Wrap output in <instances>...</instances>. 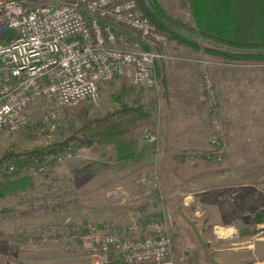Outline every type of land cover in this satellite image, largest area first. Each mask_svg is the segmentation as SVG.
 I'll use <instances>...</instances> for the list:
<instances>
[{
  "label": "rangeland",
  "instance_id": "1",
  "mask_svg": "<svg viewBox=\"0 0 264 264\" xmlns=\"http://www.w3.org/2000/svg\"><path fill=\"white\" fill-rule=\"evenodd\" d=\"M158 1L193 22L189 0ZM165 31L172 50L157 61L154 86L143 88L126 74L101 84L97 101L62 111L54 126L38 101L26 127L0 133V156L7 149L58 150L53 143L111 110L119 91L152 107L131 160L117 161L112 145L92 144L54 163L25 166L17 177L0 175V264H96L86 238L133 222L156 223L173 238L170 264H264V161L226 158L230 143L244 138L229 127L245 126L239 109L256 105L264 88V62L228 59L207 51L214 47L207 41L194 46ZM202 54L229 65L218 70L219 90L210 70L191 60ZM203 113L207 131L198 144ZM242 146L237 157L254 156ZM3 172L12 170L5 164ZM98 257L101 264H125L115 254Z\"/></svg>",
  "mask_w": 264,
  "mask_h": 264
},
{
  "label": "built area",
  "instance_id": "2",
  "mask_svg": "<svg viewBox=\"0 0 264 264\" xmlns=\"http://www.w3.org/2000/svg\"><path fill=\"white\" fill-rule=\"evenodd\" d=\"M0 37V133L26 127L38 101L54 126L62 111L97 101L101 84L126 74L154 86L170 42L137 0H0ZM84 244L96 264L100 254L170 264L174 251L173 238L152 222L91 235Z\"/></svg>",
  "mask_w": 264,
  "mask_h": 264
},
{
  "label": "trees",
  "instance_id": "3",
  "mask_svg": "<svg viewBox=\"0 0 264 264\" xmlns=\"http://www.w3.org/2000/svg\"><path fill=\"white\" fill-rule=\"evenodd\" d=\"M137 2L151 21L169 31L173 39L194 46L204 40L214 45L206 48L213 54L264 62V0H189L192 23L170 15L158 0ZM127 96L124 90L117 92L111 110L94 116L67 139L53 143L58 150H5L0 156V175L17 177L25 166L54 163L63 155H75L92 144L112 145L117 161L137 157L138 130L150 123L152 107L139 98L128 100ZM5 164L12 172H3Z\"/></svg>",
  "mask_w": 264,
  "mask_h": 264
},
{
  "label": "crops",
  "instance_id": "4",
  "mask_svg": "<svg viewBox=\"0 0 264 264\" xmlns=\"http://www.w3.org/2000/svg\"><path fill=\"white\" fill-rule=\"evenodd\" d=\"M204 46V45H203ZM202 46V48H203ZM204 49V48H203ZM172 50L171 46H166L164 48V51L166 53V51L170 52ZM187 60V59H186ZM195 62L196 65H199L200 70L204 69V71H206L207 69L210 70L211 75L214 79V81L216 82V85L218 87V90L220 89V81H221V74L218 72L219 69H221L222 66L228 67L229 65H225V63L220 59V58H215V56L209 54L208 56H203L202 55H198L196 57H193V59H191ZM190 61V60H189ZM206 63L208 62L209 64L206 66V64H203V62ZM249 68V67H248ZM252 68V67H251ZM227 69V68H225ZM224 81H228L229 79V83L230 84H226L225 86L227 87L228 85L232 84V76L231 75H224L223 76ZM221 92V91H220ZM222 93V92H221ZM201 94V98L202 93ZM257 103L256 105H249L248 103L243 105L242 109L239 110H243V113H246L245 116L243 117V120H248V122L245 124V126H241L236 127L235 125H231L229 127L230 132H232V134H235V136L239 135V136H243V140L240 139V143L238 141L233 142V144L230 143V153L229 155H227V160H238V159H251V160H261L264 161V88L262 89V91L260 93H258L257 95ZM254 102V101H253ZM262 102V105H259L258 103ZM258 104V105H257ZM260 107V108H259ZM236 110L238 109H233L231 108V112H237ZM230 119H234V117H230ZM204 120H205V115L203 113V116L201 117V119L199 120V127L196 131H200V132H196L195 137L197 138L196 143L198 144H203L205 139L204 135H201L202 133L206 132L207 129L205 128L204 125ZM252 120V121H251ZM255 121V123H254ZM228 128V126H226ZM199 134V135H198ZM231 134V133H230ZM199 136V137H198ZM253 137H255L254 139H252ZM237 144H241L240 148H236ZM242 145H247V149L248 146H251L250 152H253L254 156H247V157H237L240 154V151L243 150V146ZM245 148V150H246ZM252 150V151H251ZM250 155V153H248ZM21 246H18V248ZM23 247V246H22Z\"/></svg>",
  "mask_w": 264,
  "mask_h": 264
}]
</instances>
